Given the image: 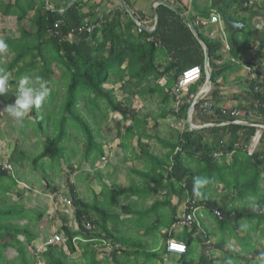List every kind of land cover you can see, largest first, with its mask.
<instances>
[{
    "label": "trees",
    "instance_id": "16d2710c",
    "mask_svg": "<svg viewBox=\"0 0 264 264\" xmlns=\"http://www.w3.org/2000/svg\"><path fill=\"white\" fill-rule=\"evenodd\" d=\"M73 1L62 0L60 6L64 10L61 12V7L57 5L54 9L47 7L46 0H0L1 15L17 18L18 35L0 38L7 44V49L2 52L12 55L3 68L11 76L10 85L14 87L16 79L34 71H37L39 84L46 88L62 81L65 83L59 107L54 113L47 111L42 114V120L37 122L38 128L44 129V119L47 118L49 122L53 119L54 131L46 135L42 150L31 159V163L41 169L45 168L47 159L51 164H60L69 157L65 142L75 131L84 138V157L92 165L96 164L104 155L103 144L97 141L100 137L99 126L107 118L108 112H115L130 122L122 135L124 149L127 150V143L138 139L139 156L145 162V168L133 171L142 178L143 183L141 187L132 184L125 190L127 196L132 193L135 198L129 197L128 204L121 205L122 212L128 215L127 218H121L120 213L111 211L118 204L115 197L121 189L103 183L104 188L98 194L95 192L94 203H90L79 195L73 182L68 180L76 225L71 223L67 214H63L62 225L53 234H63L64 241L47 244V240L39 251L34 250L33 246L43 213L35 214L33 210L25 208L23 203L7 201L11 191L18 187L20 178L11 173L10 168L0 165V264H39L40 260L44 264H143L144 261L150 264V259L145 260L143 256L152 258L158 253L164 258L168 256L169 238L183 241L187 246L186 252L179 255V264H190L196 253V243L202 248L197 264H264V246L258 250L250 233L242 235L239 232L243 221H254L252 229L264 236V149L256 150L251 155L246 149L259 133V140L264 144V128L234 123L238 116L232 111L239 109L229 107L226 114L219 109L200 116L201 119L217 123L215 126L194 130L187 126L185 130L163 138L157 132L147 133L149 114L132 107L133 96L157 94L163 103L160 116L166 117L169 114L166 109L175 97L171 88L180 73L188 67L200 65L202 75L188 88L180 111L176 112L173 108L170 111L177 118L187 119L192 102L189 95L197 93L205 81V50L196 34L207 47L214 85H217L220 76L235 65L232 60L216 63L222 60L224 43L221 37L206 36L202 30L204 26L195 24V18L190 19L193 21L192 30L179 11L166 5L157 7L158 25L154 32H138L134 19L124 9L112 10L100 18L92 17L82 12L79 0ZM245 1L232 2L247 11L257 3H264V0H256L251 6L245 7ZM221 11L227 15L226 8H221ZM86 16L92 19V23L98 22L97 27L92 32L76 33L73 38H69L72 30L79 28ZM56 24L58 27H55ZM50 27L57 28L59 34L50 33ZM251 42L250 39L244 42L234 34L230 38V54L235 58L240 57L249 51ZM161 55L166 56L165 64L158 62ZM248 65L255 64L250 61ZM257 72L256 79L246 77L244 83L250 106L255 110V120L251 121L264 124V74L260 73V68ZM165 76L168 81L161 86L159 80ZM117 84L127 96L124 100L116 95L114 86ZM211 93L208 98L216 99L212 95L216 96L217 92ZM55 97L56 93L51 90L50 103ZM256 100L260 102L257 104ZM80 104L83 106L79 107ZM38 109L31 110L36 117ZM196 115L193 116L194 121L200 119ZM145 137L155 138L166 152L162 156L153 154L149 144L142 142ZM26 158V152L18 147L11 153L9 162L13 165ZM196 177L209 181L200 189L199 197L193 193ZM218 184L224 185L228 192L221 199L214 196ZM47 186L57 193V187L49 183ZM109 192L111 197L107 196ZM161 193L164 194L163 199L158 198ZM99 194L104 196L102 201L98 199ZM174 196L177 198L175 204L172 203ZM149 197L154 198L153 202L144 206ZM249 197L259 204L256 211L250 208ZM192 199H197L200 208L217 221L214 234L219 231L220 235L216 242H212L207 231L201 230L200 222L181 229L174 227L179 220V205ZM237 200L242 204L236 205ZM216 209L221 210L222 217L215 214ZM94 212H97V217ZM151 215H157L158 218L155 221L151 218L146 223L145 219ZM24 219L27 222L20 223ZM86 222L91 223V229L85 227ZM127 222L131 223L134 230L135 225H140L136 236L129 233V227L123 228ZM149 236L151 240H147ZM229 236L238 241L239 250L226 247ZM75 237L78 239L74 241ZM103 240L119 244V248L106 253ZM150 241L152 245L149 248ZM216 249L224 253V259L220 262L212 258V250ZM10 250L16 253L15 258L8 256ZM77 251H81L79 259L72 257ZM253 257H258V262L252 260Z\"/></svg>",
    "mask_w": 264,
    "mask_h": 264
},
{
    "label": "rangeland",
    "instance_id": "374dc122",
    "mask_svg": "<svg viewBox=\"0 0 264 264\" xmlns=\"http://www.w3.org/2000/svg\"><path fill=\"white\" fill-rule=\"evenodd\" d=\"M27 22V21H25ZM18 35L17 31V18H8L0 20V38H5L8 36ZM12 58L11 54L7 52H0V70L6 66ZM37 71L27 73L23 77L15 80V86L10 85V91L3 96H0V165L6 168H10L11 173L17 175L20 179L18 187L11 191L7 201L9 203H23L25 208L31 209L35 214L43 213V219L39 222L37 229H39V234L37 239L34 241V250L41 251L43 249V242H46L50 236L57 231V229L62 225V215L67 214L69 220H71L73 225L74 222V207L69 206L67 202L63 199L69 197V188L67 187L68 180L73 182L79 195L89 201L94 203L95 192L98 194L104 186L103 183L107 184L109 187H114L116 189H121L119 195L116 198L117 205L111 208V211L115 213H120L121 218H127L128 215L124 214L121 210V205L128 204V198L134 197L130 193L127 196V190L133 184V186L141 187L142 178L134 173V169L143 170L145 168V162L141 157H133V152L130 148L132 146L137 147V142L134 140L132 144H128L127 150L124 149L121 142V135L124 134L125 129L128 126V121L122 119L119 113L108 112L107 118L102 121L100 127V137L97 138L98 142H101L104 146V155L97 161L96 164L92 165L91 162L87 161L83 155L84 150V138L81 134L73 131V135L65 143L68 148V158L61 161L60 164H51L49 160H46V165L44 169L35 168L31 159L39 153L44 144V140L47 134H53V119L49 122L47 118L44 119V129H39L37 122L42 120V114L47 111L54 113L57 107H59L64 91L65 83L64 81L57 84L50 85L47 89L49 95L46 97L45 101L37 110V117L32 114L31 110L23 118L22 122L16 121L13 116L6 110L5 106L9 104H14L17 94L18 83L22 78H29L30 84L33 87H38L43 84H39L37 78ZM11 76L9 75V80ZM10 84V83H9ZM111 88L112 85H107ZM116 95L120 100L127 98L125 93L120 90V84L114 86ZM56 93V97L53 103H50V91ZM58 91V92H57ZM163 103L157 94L149 95L148 97L133 96L132 107L139 110L141 113L149 114L147 133L157 132L161 137L169 138L173 132L181 131L183 128H187V121L185 118H177L173 114H170L173 105L167 107L169 114L166 117L160 116V108ZM83 105L80 104L79 107ZM172 106V107H171ZM171 108V109H169ZM157 124V126L155 125ZM121 132V134H119ZM150 143V149L157 154H162L164 148L155 138L148 141ZM20 148L26 152L28 158H26L21 163H16L11 165L9 162L10 155L16 148ZM252 148L261 150L264 149V144L260 143L253 144ZM158 155V156H159ZM47 183L51 186L58 188L57 193H53ZM119 187V188H118ZM228 192L224 185H216V190L214 196L216 199H221L227 196ZM2 194L0 193V196ZM164 194L161 193L158 196L163 198ZM230 195V194H229ZM107 196L111 197L109 192ZM59 197H62L60 200ZM158 197V198H159ZM104 198L103 194H99L98 199L102 201ZM175 203L177 198L174 197ZM154 198L149 197L144 202V206H149L153 202ZM174 203V204H175ZM235 204H242L240 200L235 201ZM184 203L179 205L178 215L181 216L183 212ZM198 215L199 222L202 224L201 230L207 231L210 234L212 242H216L219 238V231H216L217 221L213 220L209 214L199 209ZM95 217L98 216L97 212L93 213ZM153 215L147 216L145 222H149ZM27 219L20 221V223L25 224ZM254 221L242 222V226L239 228V232L242 235H247L250 233L252 237V242L255 243L256 248L261 250L264 246V236H260L258 231L252 229ZM124 227H129L127 229L129 233L137 235L136 232L139 231L140 225H135L136 229L132 228L130 222H127ZM181 229L180 227H178ZM161 234V231H160ZM162 235V234H161ZM139 238V237H135ZM151 236L147 237V240H151ZM23 240V237H20ZM149 248L152 242H149ZM196 253L193 256L192 264H194L200 255V245L195 244ZM227 248L234 250H239L240 245L234 237H230L226 243ZM33 249L31 248V251ZM158 252V251H157ZM8 256L10 258H15L16 253L12 250L8 251ZM81 256V251H77L72 255L73 258L79 259ZM102 256L99 254V258ZM168 256H166L165 264H170L168 261ZM212 258L216 262H220L224 259V253L220 250H212ZM143 259H150V264H161V259H164L161 254L158 253L157 256L148 257L143 256ZM255 262H258V257H253ZM194 262V263H193ZM260 263H263L262 261ZM39 264H44L40 260Z\"/></svg>",
    "mask_w": 264,
    "mask_h": 264
},
{
    "label": "crops",
    "instance_id": "0c3cea01",
    "mask_svg": "<svg viewBox=\"0 0 264 264\" xmlns=\"http://www.w3.org/2000/svg\"><path fill=\"white\" fill-rule=\"evenodd\" d=\"M75 1V0H74ZM73 1V2H74ZM233 0H79V4L81 7L82 12L89 13L92 17H103L108 12L115 10V9H124L126 13L131 16L136 24V19L141 20L144 23V29L149 32H154L158 25V13H157V7L159 5H166L169 6L177 11H179L180 15L186 20V22L191 26L193 30V21L196 24V20L198 19H209L211 14L214 11H217L223 18L224 22L222 24L229 42V50H230V38L234 34L237 35L238 39L247 42L248 39H250L251 45L249 48V51L247 53H243L240 57L235 58L233 57L227 47L224 45L223 50L221 52L222 60L216 61V63L222 62H230L231 60L234 62V66L231 67L229 70L225 72L224 75L220 76L217 81V85H214L211 82V87L207 94H205L199 103H203L206 100H211L208 98V95H210L211 92H217L216 96H213L216 99H213L212 101L216 104L217 110H219L222 106L229 108V107H238V111L240 112L238 115V119H241L243 123H238L241 125H252L254 122L251 120H255V110L251 108L250 106V98L247 96L246 93V86L244 81L246 80V77H250L252 79H256V73H258V68H260L262 74H264V3L262 5L256 4L255 7H253L250 10H245L241 6L237 5V3L232 2ZM73 2L71 4H73ZM62 0H46V5H48L49 8H55L56 5L58 7H61ZM261 3V2H260ZM70 4V5H71ZM221 8L227 9V15L221 11ZM63 7L60 8V11L63 12ZM209 15H206V14ZM32 14V13H31ZM225 16H228L232 21L240 23L242 26L240 27H232L225 22ZM16 18V16H8L4 17L0 13V20L8 19V18ZM192 18L193 21L191 22ZM191 19V20H190ZM92 20V19H90ZM198 25V24H197ZM203 26V25H199ZM136 28L138 30L137 24ZM220 28L221 26L218 24H210L208 26L202 27V30L206 36H209V38H215L216 36L220 35ZM211 29V30H210ZM142 30V31H143ZM139 32V31H138ZM153 39V37H152ZM201 42V41H200ZM202 43V42H201ZM203 44V43H202ZM160 45V43H159ZM204 46V44H203ZM205 50V48H204ZM260 50V55H258V51ZM166 57V56H165ZM163 55L159 58L158 62L160 64L166 63V58ZM170 58V56L168 57ZM205 59H206V53H205ZM252 61L253 66H249L248 63ZM210 62V61H209ZM261 63L260 67L258 66V63ZM200 66V65H199ZM205 66V61H204ZM262 68V69H261ZM212 70V68H211ZM205 72V70H204ZM201 77V76H200ZM168 81V78L165 76L161 80H159V84L163 86ZM257 81V80H255ZM206 82V74H205V81L203 85L199 88L197 93H192L198 95L201 91L202 87L204 86ZM258 82V81H257ZM177 83V82H176ZM195 83V82H193ZM192 83V84H193ZM191 84V85H192ZM190 85V86H191ZM189 86V87H190ZM188 87V88H189ZM181 90L182 92V101L180 104H183V99L188 94L187 90ZM171 90L174 92L176 90V84L171 88ZM212 94V93H211ZM191 98V94L189 95ZM193 102V100H192ZM191 102V104H192ZM258 104V100H256ZM174 103V110L175 108V97L174 100H172L170 105H173ZM197 103L196 105H199ZM169 105V106H170ZM191 106V105H190ZM172 107V106H171ZM179 109V111H180ZM190 109V107H189ZM188 109V111H189ZM234 109V108H233ZM237 109V108H236ZM167 111V109H166ZM178 111V112H179ZM188 111H187V119H188ZM162 112V107L160 108V115ZM177 112V111H176ZM241 116V118H239ZM197 118H200V115H196ZM206 119H198L197 121H194L193 123L197 125H201V127H210L215 126L217 123H213L211 121H205L203 123L202 121ZM245 123V124H244ZM130 123H128L129 125ZM206 124V126H204ZM210 124V125H207ZM125 128V127H123ZM260 134V133H259ZM259 134H257L259 136ZM161 137V136H160ZM164 138V137H163ZM138 141L137 138L133 139V141ZM151 140L150 138H143L142 142L149 144L148 142ZM132 141V142H133ZM124 140L121 135V142L123 144ZM258 146L261 143L259 138L255 135L252 140L247 145V152L249 155L253 154L257 149L252 148L253 144H257ZM132 144V143H131ZM239 143H237L238 145ZM160 145V143H158ZM139 147V146H137ZM104 148V146H103ZM252 148V149H251ZM133 152V157H140L141 151L136 150V147L132 146L130 148ZM251 149V151H250ZM150 151L155 154L159 155L157 153H154L151 149ZM166 152V149L164 148L162 154L159 156H162ZM137 187V186H136ZM175 197V196H174ZM174 197L172 198V203H175ZM134 198V197H132ZM160 199H163L159 197ZM151 205V204H150ZM157 215H153L152 219L155 221L157 219ZM202 251V248L200 246V252ZM168 261H171L170 264H179V255L168 253ZM193 259V258H192ZM166 257L163 259V262L161 261V264H165ZM199 259L194 263L197 264ZM143 264H146L144 261ZM149 264V263H148ZM192 264V260L190 262Z\"/></svg>",
    "mask_w": 264,
    "mask_h": 264
},
{
    "label": "built area",
    "instance_id": "2783aa9c",
    "mask_svg": "<svg viewBox=\"0 0 264 264\" xmlns=\"http://www.w3.org/2000/svg\"><path fill=\"white\" fill-rule=\"evenodd\" d=\"M255 1L256 0H246L244 3V6L249 7ZM47 7H48V5H47ZM223 22H224V20H223L222 16L217 11H214L211 14V16L209 17V19H198V20H196V24H198V25H203V26H208L210 24L220 25L221 28H220V35L219 36L221 37L224 45L229 50L228 37H227V34H226V32L222 26ZM136 24L138 27V31L141 32L144 29V27H142V24H144V23L141 20L136 19ZM97 25H98V22L92 23L90 18L88 16H86L83 20V24L79 28L72 30V33L69 35V38H73L76 33L92 32L97 27ZM55 27H58V24H56ZM55 27H50L48 29V31L52 34L58 35L59 31ZM202 72H203L202 67L199 65H195V66H191V67L184 69L180 73L178 80H177V83H176V90L173 92L174 96H175V108H176L177 112L180 109V104L182 101L181 90H184V89L186 90L193 82L197 81L200 78V76L202 75ZM255 91L258 92V89L255 88ZM196 97H197L196 94H191L192 100H195ZM199 102H197V103H199ZM258 102H260V101L258 100ZM220 109H221L223 114H226L229 112V110L225 107H221ZM215 110H217V107H216V104L212 100H206L203 103H199V105H195V107L192 110L191 115H190V109L188 111V116L189 115L191 116V123H189L188 119L185 118L187 121L186 126H189V129H191V130H194L193 127H195V126H199V128H196V129L202 128L201 125H197V124L193 123L194 114L196 113L200 116H204L205 114L212 113ZM239 113L240 112L236 109H234L232 111V114H234L235 116H238ZM233 122L234 123H241V122L243 123V121L241 119H238V118L235 119ZM224 123H226V122H224ZM207 125H210V124H207ZM252 125H255L257 128L258 127L264 128V124H259V123L255 124L254 123ZM204 126H206V124ZM182 130H184V128ZM257 137L259 138L258 135H257ZM251 149H250V151H251ZM61 198L62 197H59L58 199L60 200ZM63 200L65 202H67V204L69 206H72V202H71L70 198H65ZM199 209H200V205L198 204L197 199H192L189 202L185 203V205L183 207L182 215L179 216V220L174 224V227H180V228H183L184 226L190 227L195 222H199V219H198ZM214 212L218 217H222L221 210L216 209V210H214ZM199 215L202 216V214H199ZM85 227L89 230L92 228V225L90 222H86ZM76 239H78V237H75L74 241ZM63 241H64L63 234L55 233L48 239V241L46 243L51 244V243L63 242ZM102 244H103V247H104L106 253H109L113 248L114 249L119 248V244L110 243V241H107V240H103ZM167 250L169 253L180 255V254L186 252L187 246H186L185 242H183V241H180V240L175 239V238H169L167 241ZM207 253L209 254V251H207Z\"/></svg>",
    "mask_w": 264,
    "mask_h": 264
},
{
    "label": "clouds",
    "instance_id": "9594fccd",
    "mask_svg": "<svg viewBox=\"0 0 264 264\" xmlns=\"http://www.w3.org/2000/svg\"><path fill=\"white\" fill-rule=\"evenodd\" d=\"M7 49V44L0 40V52ZM9 73L0 70V96L5 95L10 90ZM49 95L48 89L41 85L40 87H33L30 84L29 78L20 79L17 88V94L14 104L5 106L4 110L8 111L16 121L22 122L25 115L33 108H39ZM207 178H194L193 193L199 197L201 195L200 189L208 184ZM249 206L253 211L259 208V204L254 198L249 197Z\"/></svg>",
    "mask_w": 264,
    "mask_h": 264
},
{
    "label": "water",
    "instance_id": "95a60500",
    "mask_svg": "<svg viewBox=\"0 0 264 264\" xmlns=\"http://www.w3.org/2000/svg\"><path fill=\"white\" fill-rule=\"evenodd\" d=\"M224 19H225V22L228 25L232 26V27H240V26H242L240 23H237V22L232 21L228 16H225ZM142 27H145L144 24H142ZM196 37L198 38L199 41H201L203 43V41H202L201 37H199V35L196 34ZM204 48H205V53H206L205 66H204V70H205V74H206V82H205V84L202 87L201 91L199 92V94L197 95V97L195 98V100H193V102H192V104L190 106V115H191L192 110L195 107L196 103L199 102L201 100V98L205 94L208 93V91H209V89L211 87L212 70H211V66H210V62H209V55H208L207 47L205 46V44H204ZM190 115L188 117L189 123H191V116ZM193 128L196 129V128H199V126H195Z\"/></svg>",
    "mask_w": 264,
    "mask_h": 264
}]
</instances>
